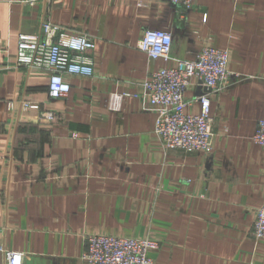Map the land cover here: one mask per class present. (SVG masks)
<instances>
[{
	"label": "crops",
	"instance_id": "crops-1",
	"mask_svg": "<svg viewBox=\"0 0 264 264\" xmlns=\"http://www.w3.org/2000/svg\"><path fill=\"white\" fill-rule=\"evenodd\" d=\"M0 0V248L23 264H86L87 238H152L153 264H264L255 238L264 204V0H195L190 9L137 0ZM93 38L92 77L66 75L67 98L52 100L50 71L18 68L21 34L45 23ZM149 30L172 34L173 60L138 48ZM228 51L234 74L219 93L193 81L186 113L209 95L213 149L165 150L157 114L140 95L153 73ZM128 93L120 112L111 95ZM28 100L40 111L23 110ZM16 103L10 110L8 103ZM54 111L47 123L41 112ZM0 264H6L0 252Z\"/></svg>",
	"mask_w": 264,
	"mask_h": 264
},
{
	"label": "built area",
	"instance_id": "built-area-1",
	"mask_svg": "<svg viewBox=\"0 0 264 264\" xmlns=\"http://www.w3.org/2000/svg\"><path fill=\"white\" fill-rule=\"evenodd\" d=\"M52 0H27L30 5ZM155 3H169L190 9L195 0H137ZM172 34L164 30L147 31L138 48L145 52L150 60H173L171 57ZM96 48L93 38L78 34L72 35L62 27L47 22L40 35L21 34L18 39V68H41L50 71L48 86L49 98L62 100L71 92L66 75L92 77L95 74L94 61L90 56ZM176 66L161 69L142 83L140 99L147 108L157 114L155 133L161 139L165 150L185 152L213 149L214 122L211 113L210 96H201L198 100L201 111L198 115L186 113L185 92L193 81H198L210 92L219 93L231 82L234 74L230 70L228 51L207 47L193 61L176 60ZM132 94L114 93L109 108L120 112L126 98ZM21 109L40 111V105L26 99L18 102ZM16 103L9 102L8 108L15 109ZM40 119L54 123L57 114L54 111L41 112ZM253 141L264 147V119L257 127ZM256 240H264V204L258 210L255 222ZM87 250L82 256L86 264H153L150 253L160 248V243L152 238H121L105 235L87 238ZM6 264H23L25 255L5 252Z\"/></svg>",
	"mask_w": 264,
	"mask_h": 264
}]
</instances>
